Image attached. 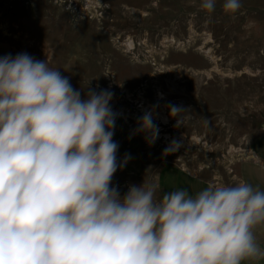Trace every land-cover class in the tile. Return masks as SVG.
I'll return each instance as SVG.
<instances>
[{
  "label": "rangeland",
  "instance_id": "374dc122",
  "mask_svg": "<svg viewBox=\"0 0 264 264\" xmlns=\"http://www.w3.org/2000/svg\"><path fill=\"white\" fill-rule=\"evenodd\" d=\"M223 3L208 12L201 0H0V56L47 58L75 89L114 93L118 161L131 155L112 179L121 195L142 183L157 185V200L194 195L243 180L242 164L264 146V0L234 13ZM149 111L153 143L139 130ZM173 140L180 147L165 153ZM253 232L264 247V223Z\"/></svg>",
  "mask_w": 264,
  "mask_h": 264
},
{
  "label": "clouds",
  "instance_id": "9594fccd",
  "mask_svg": "<svg viewBox=\"0 0 264 264\" xmlns=\"http://www.w3.org/2000/svg\"><path fill=\"white\" fill-rule=\"evenodd\" d=\"M216 0H201L212 12ZM241 0H224L236 12ZM84 91L82 97L81 92ZM108 88L75 89L27 52L0 56V264H241L264 257V191L241 180L164 192L112 183L118 113ZM181 108L173 105L170 113ZM140 131L153 143L151 111ZM180 147L173 140L165 153ZM258 159V158H257Z\"/></svg>",
  "mask_w": 264,
  "mask_h": 264
},
{
  "label": "crops",
  "instance_id": "0c3cea01",
  "mask_svg": "<svg viewBox=\"0 0 264 264\" xmlns=\"http://www.w3.org/2000/svg\"><path fill=\"white\" fill-rule=\"evenodd\" d=\"M257 152L253 151L250 159H246L241 166V175L244 178L243 181L251 184L254 189H259L264 191V146L257 143L255 146ZM258 158V159H257ZM167 167V166H166ZM176 173L173 166L167 167L168 175L171 173ZM263 234V233H262ZM259 235V239L264 238L263 235ZM264 243V240H262ZM260 246V244H258ZM264 250V247H261ZM252 264H264V257L258 259H248V261H253Z\"/></svg>",
  "mask_w": 264,
  "mask_h": 264
},
{
  "label": "water",
  "instance_id": "95a60500",
  "mask_svg": "<svg viewBox=\"0 0 264 264\" xmlns=\"http://www.w3.org/2000/svg\"><path fill=\"white\" fill-rule=\"evenodd\" d=\"M263 127H264V125H263Z\"/></svg>",
  "mask_w": 264,
  "mask_h": 264
}]
</instances>
